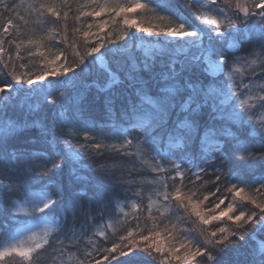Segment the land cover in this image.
I'll return each instance as SVG.
<instances>
[{"label":"snow or ice","instance_id":"6c2138e0","mask_svg":"<svg viewBox=\"0 0 264 264\" xmlns=\"http://www.w3.org/2000/svg\"><path fill=\"white\" fill-rule=\"evenodd\" d=\"M71 3L20 0L4 3L0 10V219L7 229L0 231V264L9 259L17 264H199L197 258L205 264H264V202L242 196L245 188L233 183L226 191H234L252 209H237L233 202L221 209L225 200L218 197L205 210L201 205L208 195L200 199L191 189L182 191L187 173L200 180L208 168H227L229 179L264 195V151L253 150L264 149V116L257 118L264 112V0H186L187 8L197 10L193 15L199 23L174 0H134L129 5L85 0L76 22L108 12L110 19L100 28L116 16L123 17L127 28L106 39L88 24L82 32L83 55L68 44ZM136 9L158 23H134L128 13ZM62 20L60 28L49 27ZM131 28L147 35L129 34ZM26 33L27 39H20ZM90 38L97 41L92 46ZM53 41L72 47L77 60L69 64L60 48L51 53ZM5 43L15 45L17 59H24L22 48L29 57L43 58V69L17 66L10 55L5 60ZM140 47L145 49L142 58L134 54ZM109 57L108 66L89 82L86 70L97 62L106 64ZM237 65L251 70L247 83L237 80ZM69 87L74 91L66 96ZM245 95L248 99L241 100ZM97 103L99 120L91 118ZM45 109L50 114L41 117ZM81 134L83 143L69 138ZM104 149L115 153L113 162L96 163L95 172L88 164L90 175L81 174L82 160L103 158ZM138 161L142 166L152 162L150 214L153 205L163 208L167 216L161 213V222L168 223L148 235L141 231L139 239L129 230L119 243L100 248L92 237L107 241L105 231L89 236L88 222L121 193L125 200L131 199L128 192L142 195L136 187L144 183L136 172ZM190 217L204 226L221 223L213 230L201 228L197 237L179 227ZM225 217L231 227L223 226ZM94 252L103 255L97 259Z\"/></svg>","mask_w":264,"mask_h":264},{"label":"trees","instance_id":"16d2710c","mask_svg":"<svg viewBox=\"0 0 264 264\" xmlns=\"http://www.w3.org/2000/svg\"><path fill=\"white\" fill-rule=\"evenodd\" d=\"M124 1H126V0H119L120 3H123ZM140 2L141 3H146L147 0H140ZM4 3L19 4L20 3V0H0V10H2ZM84 3H85V0H72V3H71V11L69 12L68 20L66 21V23H67V29H68V31H67L68 44L71 45V44L74 43L76 45V50L79 51V53L81 55H83L84 52H85L84 38H83L82 32H83V30H86L87 29V25L88 24H92L93 27H94V23L92 22L93 20H92L91 17H81V20L79 22H76L75 21V16L78 15L77 9H78V7L81 4H84ZM127 3H129V2H127ZM131 3H134V1H132ZM174 3H175V5H176V7L178 9H180L186 15L190 16L193 20H195L196 23H198V20H196V17L193 15V13L196 12L197 10L187 8L186 7V0H174ZM153 6H155V5H153ZM64 10H67V9H64ZM86 10H91V9L89 8V9H86ZM17 11L20 12L21 15L24 14L23 9H17ZM136 14L143 15L145 17V19H147V20L149 19L148 17H150L148 14H143V12H142L141 9H139V12H137ZM128 18L130 19V16ZM135 18L136 17L134 16L133 19H135ZM49 19H51V17H49ZM0 23H2V21H0ZM17 23H19V21H17ZM64 23L65 22L62 20V21H60L59 25H50L49 27L55 26L57 28H60ZM147 24L149 25L150 23L147 22ZM77 27L81 28V32L74 34L73 29L74 28H77ZM118 27H119L118 25L117 26L115 25L113 27L111 26V24L107 25L106 27H104V28H106V29H104L106 31L104 32L103 35H101V37H105L106 39H115L116 36L118 35V33H120ZM126 27H125V29H126ZM123 28H124V26H123ZM92 29H91V31H92ZM127 31L129 32V34H132L134 32V30L132 31V28L131 29H127ZM92 32H94V31H92ZM109 33L112 34L111 37H109V35H108ZM28 35H30V33H26L25 35H22L20 37V39H27ZM79 36H81L80 39H79ZM13 38H14L13 36H10L7 39H13ZM57 39H59V37H57ZM91 42H92V39L90 38L89 46H92L93 44H95V43H91ZM117 43H118V41H117ZM4 47L6 49V52H5L6 59L5 60H7L8 59V56L10 55L12 57V62H14L15 64L17 63V61H19L21 63L27 64L28 65V69H31L33 71H39V70L42 69V67H43L42 66V63L44 62V60L40 56L37 55V56L29 57L28 54H27V51L24 48H22L20 54H21V56L24 57V59L23 60H20V59L18 60L16 58V49H15V45L14 44L13 45H9V44L5 43ZM49 47L51 48V53H55L57 48L63 49L64 54L67 56V60H68V63L69 64H72L74 61L77 60V57L74 55V50H73L72 47L66 46L63 43L56 44L54 41L53 42H49ZM107 47H112V44H110V43L107 44ZM42 50L45 51L46 54L49 55V58H51V53H49V49L48 48H44ZM32 51H35V49H32ZM102 51H104V49H102ZM134 54L137 55V56H139V57H143L142 54H140L138 51H134ZM237 55H243V53H237ZM12 62H10L9 65H12ZM110 62H111V57L108 58V63H110ZM21 63H18V65L21 64ZM111 66L113 68H115V65L114 64H112ZM0 69H3V64L2 63H0ZM89 69H90L89 72L91 73V74H89V77H87L88 80H89V82L92 79L96 78V76H97L98 73H102L103 70H104V68L100 67L98 65V63L96 65H94V66H90ZM8 70H10V69H4L3 71H4V73H6ZM19 70L20 69L17 67V71H19ZM240 74L241 75H239V77L241 76L240 79L241 78L244 79V83H247L248 80L252 77L251 70L248 68L247 65H245V68H242V72ZM90 75L91 76H94V77H91ZM0 78H3V76L0 75ZM8 78L10 79V77H8ZM99 82L101 84L104 83L103 80H100ZM120 87H121V90H124V86H120ZM73 91L74 90L71 87H69L67 89L65 95L66 96L67 95H70V94L73 93ZM93 91H95V90H93ZM127 94H128V92L125 91V95H127ZM49 114H50V110L45 109L44 112H41L40 113V116L43 117V116L49 115ZM101 116H102V110H101V107L99 106V103H97V106L93 109V112L91 114V118H95V119L99 120V118ZM109 123H111V122H109ZM107 130L108 129H105V131H107ZM32 131H33V133H35L36 132V129H33ZM57 132L59 134V129H57ZM133 135H135V133H133ZM69 138H72L73 139V143H75V144L83 143L82 134L79 137H75V138L69 137ZM113 142L114 141H106L105 143L111 144ZM253 150L255 152H257V153H259L260 151H264V149H259V148H256V149H253ZM103 151L105 152V156L103 158L96 157L94 159H90V158L85 157L82 160V162L85 164V166L88 165V164H92L91 172H95L96 163H105V162L106 163H112L113 162V157L115 156V153L114 152H111V151H109L107 149H104ZM221 162H222L221 160H217L216 161L217 164H220ZM120 163H121V166H126V165H124L123 162H120ZM224 163L225 162L223 161L220 165H223ZM85 166H82L80 164V167H85ZM136 172L139 174L138 175V178L142 177L143 178V181H144V183H142L141 185H137L136 186V187H140L141 188L142 195L140 197H135V196H132V192H128L127 195L129 197H131V199H128V201L132 200L133 201V204H137L138 205L137 207H140L141 210L144 207L146 209H149V207H148L149 206L148 203H150L149 196L151 195L153 186L151 184H148L147 183L148 178L146 177V175H147L148 172H147L146 168L141 165V162L140 161L137 162ZM226 173H228L227 168H223L222 171H216V170H214L212 168H208L207 171H206V173H201V175L204 176L206 179H208L209 177H212L213 181H216L215 180V177L217 175H220L221 176V180L220 181H217V182H213L212 181L211 183L205 185L204 187H201V189L198 188L200 195L203 194V193H205V194H207V193L210 194V193H213V192L216 193V195L213 197V202H210V200H209L208 203L210 202V203L214 204V202L217 201V198L218 197L224 198L225 202H228L229 203V200H230V197L231 196L228 195L224 191V187L221 184L223 181H224L223 183L225 185H228V184L231 185L233 183H237L238 186L245 187L244 184L239 183L237 180H235V179H229V175L226 174ZM81 174H83V175H90V172H86V173L84 172L83 173V170H82V173ZM187 174H191V173H187ZM184 181H185L184 182L185 183V186H188L189 187V186H192L193 185V184H191L189 182V180H184ZM219 182H220L221 185H219ZM169 183H171V182H169ZM253 187H257V186H253ZM217 188H219V191H217ZM245 188H247V187H245ZM247 189H249V188H247ZM134 190H135V188H133V191ZM249 191H254V190L249 189ZM123 197H124V193H121L119 199L122 198V200L127 201ZM152 199H155V197L152 196ZM116 201H117V199L114 200L111 204H108V206L104 208L103 212L100 213V216L102 214H105V213H110V216L111 217L114 216L115 215V212H114V208L113 207H114ZM105 203L107 204V202H105ZM212 206L213 205H211L209 207H212ZM152 209L154 211L158 212V210H156V208L152 207L151 210ZM142 211L145 212L144 210H142ZM142 211H138L136 213L134 212L135 213L134 216L136 217V220L139 219V218H142L141 217V216H143L142 215ZM163 211H164V209L162 208V212ZM97 213H94V216H96ZM153 214H155V213H153ZM135 217H134V219H135ZM147 218L148 217H146V216L144 217V221H143L144 223H149V220H147ZM96 219H97V217H95L94 220H91V221L88 222V225H87L88 233H89V228L92 229L93 222ZM0 220L3 221L2 219H0ZM134 221L135 220L131 221L130 223L133 222V224H134ZM191 221L194 222L192 220V218H191ZM2 223L4 224V222H2ZM80 223H84V221L81 220ZM79 226H80V224L77 225V227H79ZM129 226H132V224H129ZM115 227H117V229H119L120 225H116ZM2 229H4V227L3 226H0V231H7V229L6 230H2ZM99 241H100V243H98L97 246L100 247V248H104L105 245L102 244V242H101L103 240L100 239ZM93 255L99 257V255H96V253L95 254L93 253ZM198 261H199V264H205L203 258H200Z\"/></svg>","mask_w":264,"mask_h":264},{"label":"rangeland","instance_id":"374dc122","mask_svg":"<svg viewBox=\"0 0 264 264\" xmlns=\"http://www.w3.org/2000/svg\"><path fill=\"white\" fill-rule=\"evenodd\" d=\"M126 1L129 2V3H127ZM126 1H124L121 4L129 5V4H132L131 2L134 1V0H126ZM103 2H104V0H100V3H103ZM219 2H220V0H218V3ZM200 11H202V9H200ZM137 12H139V9H136L135 11H132V12H129L128 13V17L130 16V20H132L134 23H143L144 26H149L150 24H156V23H158V21H156L155 19L152 18V16H151L150 13L148 14L150 17H148L149 19L147 20V19H145V17L143 15L136 14ZM110 16H111L110 13L105 12V13L101 14L100 16L91 17L92 20H93L92 22L94 23V27H92L93 28L92 31H94L93 33H99L100 36L103 35L104 32L106 31V30H104V29H106L104 27H106L109 24H111L112 27L115 26V25L116 26L118 25L119 26L118 29H119L120 32L125 29L126 25L123 24V17L122 16H116L114 22H110L107 25H105L103 28H100L99 25L104 20H109L110 19ZM134 16L136 17L135 19H133ZM147 22H149L150 24L148 25ZM198 23H199V21H198ZM123 26H124V28H123ZM133 30H134L133 33L136 36H138V37H140V36H146L147 35L146 33L139 32L136 28H132V31ZM118 34H120V33H118ZM80 38H81V36H79V39ZM91 39H92V42L91 43H96L97 42L95 40V38H91ZM118 43H123V41H118ZM131 43L132 42L129 41V44H131ZM137 43H139V41ZM135 51H138L140 54H142V56L145 55V49L143 47L136 48ZM4 59H6L5 54H4ZM90 59H91V57H87L86 58V62H87V60H90ZM61 62H63V60ZM18 63H21V62L17 61V63H16L17 66H18ZM97 63L102 68H105V67L108 66V64H107L108 62H106V64H104V65H101L99 62H97ZM44 65H45V61L42 63V66L43 67H44ZM43 67H42V69H43ZM237 67H240L241 68V72H242V68H245V65H237ZM9 69H11V65H9ZM89 71H90V69H87L86 70L85 75L87 77H89V74H91ZM77 72H79V69H77ZM69 75H71V74H69ZM239 75H241V74L240 73L237 74V77H236L238 81L240 80V77H241V76L239 77ZM91 77H94V76H91ZM247 99H248V96L247 95L241 97V100H247ZM260 116H264V112L259 113L258 116H257V118H260ZM81 165L82 166H85V164L83 162L81 163ZM143 166L146 168V170L148 172L147 175H146V177L148 178V180H151L152 179V174L148 171V169L152 166V162H149L148 164L143 165ZM81 168L83 170V173L84 172L85 173L86 172H90L89 169L87 168V165L85 167H81ZM226 174H228V173H226ZM201 177H202V179L196 180V178L193 177V176H191V174H186L185 180H189V182L191 184H193V185L192 186H189V187L188 186H185L182 189V191L187 192L189 189H191L192 191H195V192L198 193L200 199H203V196L204 195H208V197H209L208 200L207 201H204V203L201 205V208L206 210L208 208H211L209 206L213 205L210 202H213V197L214 196L213 195H210L208 193L207 194L203 193V194L200 195L198 188L201 189V187H204L205 185L211 183L213 181V179H212V177H209L208 179H206L202 175H201ZM213 182H217V181H213ZM223 182L221 184L224 187V191L228 195L231 196L229 202H233L235 204V207L237 209H239L240 207H246L247 209H252L254 207L253 205L248 204L247 201H242L240 197H235L234 196V191L233 192L226 191V189L229 188L231 185H229V184L228 185H225ZM177 183H179V181H177ZM221 184L219 182V185H221ZM184 185H185V183H184ZM239 187H241V186H239ZM241 195L242 196H256L259 201L264 202V195H258L254 191H249V189H247V188H245V191ZM209 200H210V202L208 203ZM224 203L225 204H222L221 205V209H224V208L227 207L228 202H224ZM148 204H150V203H148ZM152 207L156 208V210H157V206L156 205H153ZM113 208H114V212H115V215L114 216L111 217L110 216V213H105V214H102L100 216V213L98 212L97 215L95 216V217H97V219L93 222L92 229L89 228V233H88L89 236H91V234L93 232L98 231V229L105 231V234L107 236V241H105L103 238L99 237L98 235L92 237V239L95 240L97 244L100 243V241H99L100 239L103 240L101 242H102V244L105 245V247H111L112 243H119L120 242L119 237L122 236V235H127V231H129V230H131L133 232L134 236L137 239H139V233L141 231H143V234L144 235H148L149 234V230H162L164 228V225L166 223H168V220L167 219H165V220H163V222H161V213H164L165 216H167V213L165 211L162 212V208L159 209L158 212H156V211H154L152 209L151 210V214L152 215H151L149 209H146L144 207L142 210H144L145 212H143L140 207H133V201L132 200H130V201H128V200L127 201H124V200H122V198L117 199V201H116V203H115V205H114ZM219 210L220 209H218L217 211H219ZM138 211H142V215L144 217L145 216L148 217L147 220H149V223H144L143 222L144 221V217L143 216H141L142 218H139V219L136 220V217L134 215ZM153 213H155V214H153ZM231 214H235V213H231ZM18 215H20V216L23 217L24 216V213L23 212H20V213H18ZM134 217H135V219H134ZM191 218H192V220L194 222L191 221ZM133 220H135L134 221V224H133V222L130 223ZM223 220H224L223 226H228V227H231L232 226L231 222L227 221V218L226 217L223 218ZM2 222H4V221H1L0 220V226H3L4 225ZM171 223H176V220H175L174 217L171 218ZM220 223L221 222H215L214 221V222H212V224L207 225V226H204V225H200L199 224V221L197 220V218L190 217V218H188L186 220L185 223L180 224L179 227L184 228V229H189V230H191V234L193 236L199 237V231H200L201 228H206L208 230H213ZM129 224H132V226H129ZM108 225H111V226L108 227ZM116 225H120L119 229H117V227H115ZM2 230H6V228H4ZM2 239H3V237H0V241H2ZM2 246H3L2 243H0V247H2ZM81 246L82 247L85 246V243L83 241L81 242ZM181 251H183V249H181ZM94 254H95V252H94ZM102 255H103V253L101 255H99V257L96 256V258L97 259H100ZM199 259L200 258H197V260H199ZM195 263L196 262H192V264H195ZM8 264H17V261H13V260H10L9 259L8 260ZM103 264H107V262H103ZM156 264H159V261H157ZM174 264H181V262L176 261V262H174Z\"/></svg>","mask_w":264,"mask_h":264}]
</instances>
